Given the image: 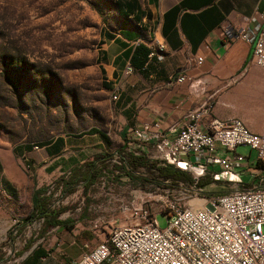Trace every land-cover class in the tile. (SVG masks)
Instances as JSON below:
<instances>
[{"label": "rangeland", "instance_id": "1", "mask_svg": "<svg viewBox=\"0 0 264 264\" xmlns=\"http://www.w3.org/2000/svg\"><path fill=\"white\" fill-rule=\"evenodd\" d=\"M115 17V0H0V174L11 178L22 167L30 179L21 154L30 158L56 136L67 141L63 156L73 151L82 159L76 175L96 171L92 181H71L66 171L42 178L49 188L40 198L66 225L48 227L39 215L27 219L28 212L14 215L6 264H68L113 226L141 222L136 208L153 216L161 211L158 198L202 208L236 187L181 169L182 177H159L152 167L131 163L99 70L100 30ZM252 74L249 68L239 82L243 91ZM90 128L106 133L110 146L99 151V136ZM235 151L251 170L264 167L247 146ZM155 218L163 228L162 215Z\"/></svg>", "mask_w": 264, "mask_h": 264}, {"label": "crops", "instance_id": "2", "mask_svg": "<svg viewBox=\"0 0 264 264\" xmlns=\"http://www.w3.org/2000/svg\"><path fill=\"white\" fill-rule=\"evenodd\" d=\"M115 10V21L100 30L99 70L103 86L115 95L113 102L120 124L118 141L126 153L155 161L152 156L156 139L151 136L129 148L125 146L128 131L157 123L161 137L172 138L186 114L201 108L209 97L214 99L213 116L239 118L250 131L263 130L264 71L251 65V45L240 39L237 31L264 22V2L115 0ZM138 45L149 49L152 55L141 57ZM196 56L202 61L196 62ZM128 61L133 66L130 73L125 72ZM249 68L254 74L248 77L247 90L243 91L239 82ZM179 74L184 75V80L176 82ZM97 134L99 151H103L110 141L103 131ZM41 146L30 158L21 154L30 179L22 167L11 178L7 172L0 174V264L7 262L6 237L12 223L18 221L15 216L38 210L34 204H39L40 195L49 188L42 178H50L56 171L70 173L82 161L73 157V151L63 156L67 141L61 136ZM243 168L251 173L249 184L264 175V167ZM212 169L211 178L216 181L241 182L232 173L216 166ZM34 192L39 193L34 197ZM47 208L54 211L49 204Z\"/></svg>", "mask_w": 264, "mask_h": 264}, {"label": "built area", "instance_id": "3", "mask_svg": "<svg viewBox=\"0 0 264 264\" xmlns=\"http://www.w3.org/2000/svg\"><path fill=\"white\" fill-rule=\"evenodd\" d=\"M237 36L251 45L254 64L264 68V22L239 28ZM201 61L196 56V62ZM132 70L128 61L125 72ZM174 80L181 82L184 75ZM213 102L209 97L201 108L189 111L172 138H162L157 123L133 127L126 135V146L152 136L156 139L153 160L196 176L213 177L216 166L242 183L232 182L236 187L231 193L211 198L202 208L182 207L163 198H158L161 211L153 216L136 208L141 222L113 226L93 246L84 244L85 251L68 264H264V175L249 184L245 156L234 150L247 146L264 164V128L252 132L239 118L213 116ZM156 214L164 218L163 228L158 227Z\"/></svg>", "mask_w": 264, "mask_h": 264}, {"label": "trees", "instance_id": "4", "mask_svg": "<svg viewBox=\"0 0 264 264\" xmlns=\"http://www.w3.org/2000/svg\"><path fill=\"white\" fill-rule=\"evenodd\" d=\"M137 48L140 51L139 54L141 55V57H146L150 51L149 49H145V47L142 45H138ZM130 64L132 65L131 61H130ZM88 131H89V133H99V130H97L96 128H90ZM103 139L105 140V143H106L107 139L105 138L104 135H103ZM129 157H130L132 164L152 167V169H154L157 172V175L159 177L160 176L161 177H168V176L182 177V176H184V173L182 171L175 169L169 165L161 164V163L156 162V161H148L146 159H143L141 156H130L129 155ZM91 169L89 168L88 172L86 171V172L82 173L81 175H76V173H75L76 168L73 169V171H70V174H72V175H70V177L72 179L71 181H76V180L92 181L95 177L96 171L91 170ZM199 183H201V181ZM34 193H35L34 194V197H35L39 192H34ZM40 200L41 201L39 202V204H38V202H35V204H34V208L38 209V210L33 211V212H29V214H27V219L30 220L33 217L39 215L43 219V221L45 222V225L48 227H52V226H56V225H66V220L58 219L57 215L55 214V212L53 210H48L49 208H47V204L45 202L46 198H42ZM34 214H35V216H34Z\"/></svg>", "mask_w": 264, "mask_h": 264}, {"label": "water", "instance_id": "5", "mask_svg": "<svg viewBox=\"0 0 264 264\" xmlns=\"http://www.w3.org/2000/svg\"><path fill=\"white\" fill-rule=\"evenodd\" d=\"M257 189H258V188H257ZM231 192H232V190H230V191L228 190V191H225V192H223V193H221V194H217V196H218V195H222V194H229V193H231Z\"/></svg>", "mask_w": 264, "mask_h": 264}, {"label": "bare ground", "instance_id": "6", "mask_svg": "<svg viewBox=\"0 0 264 264\" xmlns=\"http://www.w3.org/2000/svg\"><path fill=\"white\" fill-rule=\"evenodd\" d=\"M191 208H193V209H197V208H199V207H195V208H194V207H191Z\"/></svg>", "mask_w": 264, "mask_h": 264}]
</instances>
